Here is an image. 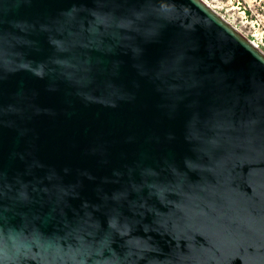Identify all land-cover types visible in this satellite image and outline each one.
<instances>
[{"label": "water", "instance_id": "obj_1", "mask_svg": "<svg viewBox=\"0 0 264 264\" xmlns=\"http://www.w3.org/2000/svg\"><path fill=\"white\" fill-rule=\"evenodd\" d=\"M0 264H264V51L204 0H0Z\"/></svg>", "mask_w": 264, "mask_h": 264}, {"label": "rangeland", "instance_id": "obj_2", "mask_svg": "<svg viewBox=\"0 0 264 264\" xmlns=\"http://www.w3.org/2000/svg\"><path fill=\"white\" fill-rule=\"evenodd\" d=\"M264 51V0H204Z\"/></svg>", "mask_w": 264, "mask_h": 264}, {"label": "built area", "instance_id": "obj_3", "mask_svg": "<svg viewBox=\"0 0 264 264\" xmlns=\"http://www.w3.org/2000/svg\"><path fill=\"white\" fill-rule=\"evenodd\" d=\"M257 45V44H256ZM259 47V45H257ZM260 48V47H259Z\"/></svg>", "mask_w": 264, "mask_h": 264}]
</instances>
